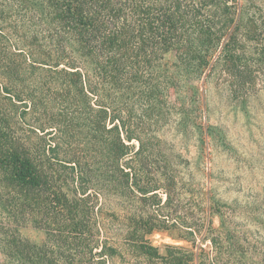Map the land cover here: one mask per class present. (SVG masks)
Returning <instances> with one entry per match:
<instances>
[{"label":"trees","instance_id":"obj_1","mask_svg":"<svg viewBox=\"0 0 264 264\" xmlns=\"http://www.w3.org/2000/svg\"><path fill=\"white\" fill-rule=\"evenodd\" d=\"M256 71L264 72V0H0L6 264H216L203 247L212 212L189 220L170 191L165 202L158 194L172 183L142 179L152 146L142 135L165 114L172 88L231 77L242 98ZM25 228L44 231V243L24 240ZM163 233L189 244L155 245Z\"/></svg>","mask_w":264,"mask_h":264},{"label":"rangeland","instance_id":"obj_2","mask_svg":"<svg viewBox=\"0 0 264 264\" xmlns=\"http://www.w3.org/2000/svg\"><path fill=\"white\" fill-rule=\"evenodd\" d=\"M248 55L255 61L257 49ZM237 57L225 54L226 63L236 65ZM167 58L174 59L171 54ZM255 75V90L242 98L233 95L231 77L199 80L196 89L172 88L165 114L150 128L151 135H142L152 145L142 152V179L172 183L158 194L165 202L170 191L189 220L200 219L206 208L212 212L215 231L203 247L216 264H264V72ZM133 144L135 154L140 145ZM133 156L123 160L131 168ZM20 235L36 247L46 239L44 231L34 228ZM211 238L218 243L216 258ZM153 241L157 246L189 244L166 233L155 234ZM7 262L0 254V264Z\"/></svg>","mask_w":264,"mask_h":264}]
</instances>
